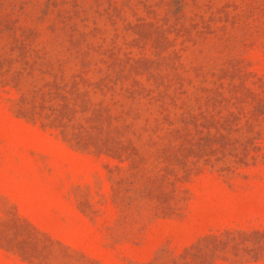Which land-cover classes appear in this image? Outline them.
I'll list each match as a JSON object with an SVG mask.
<instances>
[{
  "label": "rangeland",
  "instance_id": "374dc122",
  "mask_svg": "<svg viewBox=\"0 0 264 264\" xmlns=\"http://www.w3.org/2000/svg\"><path fill=\"white\" fill-rule=\"evenodd\" d=\"M0 264H264V0H0Z\"/></svg>",
  "mask_w": 264,
  "mask_h": 264
}]
</instances>
